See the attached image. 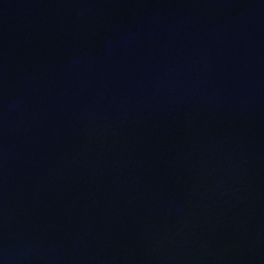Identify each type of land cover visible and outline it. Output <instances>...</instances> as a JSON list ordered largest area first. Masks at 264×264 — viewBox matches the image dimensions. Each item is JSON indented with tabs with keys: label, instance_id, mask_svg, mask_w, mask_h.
Instances as JSON below:
<instances>
[{
	"label": "water",
	"instance_id": "95a60500",
	"mask_svg": "<svg viewBox=\"0 0 264 264\" xmlns=\"http://www.w3.org/2000/svg\"><path fill=\"white\" fill-rule=\"evenodd\" d=\"M0 264H264V0H0Z\"/></svg>",
	"mask_w": 264,
	"mask_h": 264
}]
</instances>
